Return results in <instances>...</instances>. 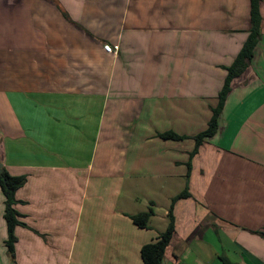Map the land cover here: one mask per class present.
Segmentation results:
<instances>
[{"label": "crops", "instance_id": "crops-1", "mask_svg": "<svg viewBox=\"0 0 264 264\" xmlns=\"http://www.w3.org/2000/svg\"><path fill=\"white\" fill-rule=\"evenodd\" d=\"M259 12L250 65L190 160L250 0H0V164L26 178L14 260L0 190V264H142L185 189L162 264H264ZM150 206L138 229L130 216Z\"/></svg>", "mask_w": 264, "mask_h": 264}, {"label": "trees", "instance_id": "trees-1", "mask_svg": "<svg viewBox=\"0 0 264 264\" xmlns=\"http://www.w3.org/2000/svg\"><path fill=\"white\" fill-rule=\"evenodd\" d=\"M260 0H250V16H249V30L248 36L243 43L240 51L234 58L232 64L226 68V76L221 90L217 95V106L212 110L211 118L208 122L207 128L196 135L193 140L195 142L194 149L190 153V160L197 153L198 148L202 143L213 137L216 134L218 128V117L223 109L226 97L231 89V83L233 80L240 77L246 69L249 67L253 58L254 49L258 44L261 37V23L262 19L259 12ZM159 137L164 140L180 141L186 139L185 137L177 136L172 132L160 134ZM190 160L186 164L188 172L186 177L189 176ZM26 178L24 176H11L4 168L0 170V190L4 198V213L3 218L7 228V239L4 243L7 253L12 260H14V245L16 243V237L14 230L17 226H24L20 221V215L15 209V205L18 201L15 198L16 192L25 184ZM189 194L185 189L171 200V204L168 210L167 218L168 225L163 233H160L156 239L148 244L143 245L140 248L139 255L142 264H162L165 250L170 243L174 234V219L172 215V208L174 203L179 199L188 198ZM153 216V210L151 206L147 211L130 216V220L134 226L138 229L146 230L149 228L148 223ZM224 264H229L226 260H222Z\"/></svg>", "mask_w": 264, "mask_h": 264}, {"label": "built area", "instance_id": "built-area-1", "mask_svg": "<svg viewBox=\"0 0 264 264\" xmlns=\"http://www.w3.org/2000/svg\"><path fill=\"white\" fill-rule=\"evenodd\" d=\"M103 50H104V52H106V53H114L116 50H117V47H112V46H110V45H104L103 46Z\"/></svg>", "mask_w": 264, "mask_h": 264}, {"label": "water", "instance_id": "water-1", "mask_svg": "<svg viewBox=\"0 0 264 264\" xmlns=\"http://www.w3.org/2000/svg\"><path fill=\"white\" fill-rule=\"evenodd\" d=\"M1 168H2V166H1V164H0V170H1Z\"/></svg>", "mask_w": 264, "mask_h": 264}]
</instances>
